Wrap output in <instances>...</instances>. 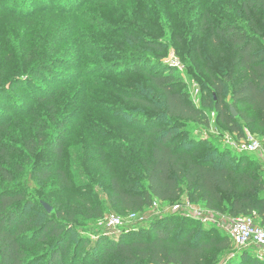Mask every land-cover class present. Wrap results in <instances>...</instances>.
<instances>
[{"label": "trees", "instance_id": "1", "mask_svg": "<svg viewBox=\"0 0 264 264\" xmlns=\"http://www.w3.org/2000/svg\"><path fill=\"white\" fill-rule=\"evenodd\" d=\"M9 2L14 4L15 0ZM121 3L122 0L92 3L98 19L87 26L100 27L105 38L101 43L104 45L91 40L98 46L84 48L99 56L92 58L95 63L90 65L89 73L106 72L117 66L110 71L111 76L140 74L157 96L150 93V99H146L141 94L147 95L149 89L140 90L141 93L130 89L125 97L149 108L148 114L155 120H166L179 128L192 122L207 126L204 108L212 106L224 127L241 136L245 126L262 136L259 142L264 144V0H129L127 3L132 5L125 4V8ZM100 10L114 15L101 16ZM203 32L205 40L215 49L224 42L232 59L227 75L219 77L208 71L215 101L208 98L197 106L180 89L173 65H164L159 60L168 43L175 44V53L181 58H188L192 52L198 54ZM93 37L90 35L89 40ZM44 47L30 43V47L20 50L19 67L28 74L0 85V264H36L21 243L29 221L19 216V210L32 202L28 190L35 187L34 178L44 181L52 175L53 171L40 155L50 144L55 154L61 155V138L54 131L61 121L47 114L38 126L34 122L26 125L14 117L15 100L8 93L28 82L36 84L38 81L32 76L45 77L42 71L50 69L46 58L50 49ZM223 81L232 84L230 102L237 110L236 116L223 97ZM42 94L45 100L52 98L51 92L44 90ZM150 132H154L151 137ZM143 135L151 146L145 157L132 162L135 166L132 181L121 182L115 175L110 177L109 201L113 205L139 212L154 200L178 199L185 185L189 197L198 198L206 209H224L229 202V214L252 216L256 224L264 227V181L245 156L231 158L234 162L231 165L229 153L207 151L200 156L197 147L192 146L207 141L186 129L175 132L173 127H151ZM216 153L219 155L210 163ZM56 172L61 181L68 182L64 171ZM177 220L179 217L175 216L152 219L144 227L152 234L150 238L127 239L132 231L136 232L132 229L110 244L93 241L88 245L87 238L80 236L66 253L70 231L62 222L48 218L39 229L55 236L57 246L50 250L43 264H204L211 249L230 247V237L201 238L196 232L192 234V230L181 235L174 227ZM93 249H100L96 255L99 257L89 260ZM242 250L249 256L247 249Z\"/></svg>", "mask_w": 264, "mask_h": 264}, {"label": "rangeland", "instance_id": "2", "mask_svg": "<svg viewBox=\"0 0 264 264\" xmlns=\"http://www.w3.org/2000/svg\"><path fill=\"white\" fill-rule=\"evenodd\" d=\"M93 2L15 0L14 4H10L9 0H0V85L8 83L10 78L28 74L27 70L23 72L22 66L19 67L22 61L19 51L30 47V43L35 47L44 44V49H50L46 58H49L50 69L55 72L43 70L45 77L32 76L38 81L36 84L28 82L9 90L10 99L13 97L15 100L12 106L14 117L26 125L34 122L37 126L47 114L61 121V126L54 130L61 138V155L55 154L52 144L40 155L42 162L53 171L52 175L44 181L34 178L35 187L28 190L32 202L19 210V216L29 221L21 242L29 258L36 264H43L56 245L55 236L39 229L48 218L62 222L70 231L66 253L80 236L87 238L88 245L93 241H99V245L110 244L121 233L132 229H136V232L132 231L126 236L127 239L150 238L152 234L144 227L152 219L170 216L179 217L174 227L181 235L192 230V234L196 232L201 238L229 239V230L237 218L227 212L229 202L224 209H206L198 198L189 197L185 185L178 199L154 200L152 205L139 212L113 205L109 201L110 177L115 175L121 182L132 181L135 170L132 162L148 153L151 143L143 132H148L151 127H173L175 132L180 129L191 131L197 138L207 141L192 146L197 147L200 156L207 151L229 153V165L234 163L231 158L245 156L247 163L257 173H261L263 181L264 144L249 154L235 149L232 143L239 141L245 133L258 140L263 138L245 126H242L241 136L233 133L217 120L212 106L204 108L207 126L192 122L179 128L175 123L155 120L149 116V108L125 97L128 94L125 92L130 89L138 93L149 89L147 95L141 94L146 99H150V93L157 96L155 91H150L149 82L140 74L111 76L110 71L117 66L106 72L89 73L90 65L95 63L92 58L99 56L84 48L104 45L101 43L105 38L100 27L87 26L98 19V14H94L97 10ZM127 2L129 0H122V6L132 5ZM100 11L101 16L114 15L108 14L106 10ZM76 20L83 23L79 24ZM111 21H115V18ZM90 35L94 37L89 40ZM205 39L203 32L199 38V53L192 52L188 58L176 55L175 44L168 43L159 60L164 65H173L180 89L197 106L208 98L215 101L208 71L223 77L228 74L232 59L224 42L219 49H215ZM91 40L99 44H93ZM153 69L162 71L163 68ZM223 85V97L228 107H232L237 114L230 102L232 84L223 81ZM5 87L9 88V85ZM44 90L52 93L51 99L45 100L42 96ZM153 133L150 132L149 137ZM218 153L214 154L210 163H214ZM59 170L65 172L69 183L58 178L56 171ZM41 202L47 203L52 208L51 212H46ZM112 217L118 218L121 223L118 226L109 225L108 221ZM242 249L232 242L224 250L213 248L208 252L204 264H264V250L250 246L247 249L248 256L243 254ZM99 251L93 249L89 260L98 258L96 255ZM258 255H262V259Z\"/></svg>", "mask_w": 264, "mask_h": 264}, {"label": "built area", "instance_id": "3", "mask_svg": "<svg viewBox=\"0 0 264 264\" xmlns=\"http://www.w3.org/2000/svg\"><path fill=\"white\" fill-rule=\"evenodd\" d=\"M235 149L253 153L260 147V142L250 134H246L239 141L232 143ZM121 221L118 218H110L108 224L118 226ZM229 237L237 247L248 249L255 246L264 250V227L256 224L252 216H238L229 230ZM262 259V255H258Z\"/></svg>", "mask_w": 264, "mask_h": 264}, {"label": "water", "instance_id": "4", "mask_svg": "<svg viewBox=\"0 0 264 264\" xmlns=\"http://www.w3.org/2000/svg\"><path fill=\"white\" fill-rule=\"evenodd\" d=\"M230 109L232 111V114L236 116V112L232 109V107ZM42 204L43 207L47 210V212H51L52 208L47 203L43 202Z\"/></svg>", "mask_w": 264, "mask_h": 264}]
</instances>
